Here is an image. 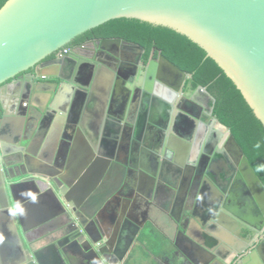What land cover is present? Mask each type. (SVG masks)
I'll return each mask as SVG.
<instances>
[{
	"label": "water",
	"instance_id": "1",
	"mask_svg": "<svg viewBox=\"0 0 264 264\" xmlns=\"http://www.w3.org/2000/svg\"><path fill=\"white\" fill-rule=\"evenodd\" d=\"M119 18L138 19L155 26L170 28L199 45L206 51L207 57L215 60L233 81L255 116L264 125V0H8L0 9V85L35 67L78 36ZM100 43V49L109 52L111 46L120 44L122 41L104 39ZM137 47L144 51V48ZM63 54L70 56V53ZM71 58L74 57L71 55ZM57 62L58 65H65L63 59ZM148 65L144 91L151 95V102H146L145 106V109L149 111L150 124L157 123V119L164 116L166 121L170 122L174 112L171 133H176L174 128L178 125V116L185 117L193 124V131L201 136L200 147L203 153L209 155L206 163L199 164L204 175V187L227 202L232 197L236 198L234 193L241 194L249 200L252 213H255L257 217L263 214L264 218V184L230 129L214 117V107H211L207 113L199 109L200 117L188 113L189 110L184 105L194 101L180 96V87L189 75L163 56H160L158 61L151 60ZM163 66L167 68L166 72L178 76L179 81L174 82V79L169 81L158 76V70L159 73L165 72L164 69H159ZM189 77L193 82V78ZM103 81L96 79L93 86L86 89L89 98L83 102L85 104L82 107L83 116L78 125V132L85 133L86 141L91 148V156L82 162L77 172L72 173L69 168L66 171L60 168L54 174L44 178L42 174L26 170L28 163L25 160L28 154L26 149H29L32 143L28 139L23 140L20 143V149L13 154L16 156V162L11 163L9 167L6 164L9 178H7V184L3 185V189L7 188L8 193L5 191V194L7 193L10 197L11 209L18 218L20 231L25 234V240H27L26 233L32 230L44 233L41 235L44 246L39 250L32 249L31 243L28 240L25 241L28 245V258L22 264H71L68 259L69 248L74 243L82 249L84 256L91 253L96 256L94 264H99L103 255L105 260L100 264H111L108 256L110 258L117 253L99 249L98 241L91 239L92 243L89 242L90 237L86 226L99 221V214L111 203L110 200L114 198L117 191L121 190L123 196H120L125 199L132 200L130 196L133 193L145 202V205L152 204L151 196L144 194L140 186L133 188L127 184V169L132 170L133 167L129 164L122 166L113 141L107 138L102 139L101 131L104 126L107 132L112 131V126H107L109 121L105 122L108 103L107 100L97 101L92 96L99 90L98 88L102 89L100 86L104 85ZM22 86V83H12L8 91L18 99L21 96ZM69 88L73 87L69 86ZM54 90L53 93H55ZM3 91H6L5 88L0 89V102H2ZM197 91L208 96L212 105H215V99L204 87L198 86ZM64 92L66 90L61 88L54 100L51 93L49 100L53 101L45 102V106L50 107L49 112L52 114L65 113V109L61 108L58 112L51 110L57 108L58 103L61 104L58 100L65 98ZM93 102L101 103L95 105ZM11 103L23 107L24 103L28 102ZM34 107L41 116L46 112V109L39 106ZM88 111L89 114H87ZM28 112L33 114L34 111ZM89 116L95 118L94 123H91L92 127L91 125L87 127L84 122ZM198 118L201 120L198 121ZM205 122L211 127L207 129ZM173 138L170 137L166 147L174 153L176 148L171 144ZM60 153L59 151L58 154ZM0 155L6 158L7 153L3 149ZM33 157L44 165L51 166L52 160L43 158L41 155ZM58 158L64 159L61 154ZM196 159L197 157L189 159L191 167L197 164ZM4 162L6 163L5 160ZM98 165L104 170L109 166L122 168L123 173L119 177L117 188L106 190L104 184H100L103 176L93 172ZM2 167L0 166V169ZM195 169L191 168L194 174ZM140 170L141 174L146 173V177L151 179L152 172L148 166L142 165ZM167 185L171 189L175 188V185H169V183ZM27 187L30 188L27 189ZM25 191H30L28 197L25 200H18V193L23 194L26 193ZM30 210L34 211L32 218L26 213ZM188 214L194 217L192 212ZM31 219L37 220L36 224L31 226L29 224ZM138 226L134 236L130 237V241L139 240L141 234L147 236L143 233L144 224ZM178 229L181 232L184 231V227L179 226ZM206 230L203 232L201 243L196 247L202 252L211 253L214 251L210 249L214 246L211 245L214 237H207ZM150 238L151 235H149ZM86 242L95 246L89 248ZM157 244L162 246L159 242ZM8 247L4 246L5 249L0 252L3 257L8 256ZM164 248L168 247L164 246ZM244 252L245 250L237 251V255H243ZM255 253L257 252L253 253L249 264H264L260 257L255 256ZM123 256L120 258L121 262L125 259ZM176 260V264H187V261L178 255ZM248 260L245 258L243 261L248 264ZM6 263L4 258L0 261V264Z\"/></svg>",
	"mask_w": 264,
	"mask_h": 264
},
{
	"label": "flooded vegetation",
	"instance_id": "2",
	"mask_svg": "<svg viewBox=\"0 0 264 264\" xmlns=\"http://www.w3.org/2000/svg\"><path fill=\"white\" fill-rule=\"evenodd\" d=\"M104 39H120L122 43L114 44L107 52L100 49V41ZM137 46L140 45L121 38H93L81 43H70L48 56L35 67L0 85V89L5 88L6 90L2 92V102H0V120L2 121H0V152L2 153L4 149L7 153L6 158L0 155V166H3L0 169V248H2L0 252L5 249L4 246H9L8 256L3 257L0 253V261H3L4 258L6 264L26 262L28 245L25 241L27 240L34 250H39L44 246L41 240V235L44 233L38 230L27 232V240H25V234L20 231L18 218L14 210L11 209V200L7 194V188L3 189V185L7 184V178H9L7 165L9 167L11 163H15L17 160L13 154L20 149V143L28 139L32 143L29 149H26L28 150L25 158L28 162L26 170L42 174L45 178L60 168L65 169V171L70 169L69 161L72 153L74 154L76 150L75 143L79 140L76 133H78V125L83 116L82 107L85 104L83 102L89 98L86 89L93 86L96 79H101L104 80V85L100 86L102 89L98 88L99 90L94 92L92 97L97 101L103 100L104 102L107 100L105 122L109 121L107 126H112V131L108 132L105 130V126L102 128V139L107 138L113 141L114 147L118 151L119 163L122 166L129 164L133 167L132 170L128 167L126 172V181L129 186L133 188L140 186V190L144 194L151 187V195L149 196L152 198V204L145 205V202L133 193L131 196L129 195L132 200L125 199L122 197L121 190L117 191V195L115 194L114 198L110 200L111 203L104 207L102 213L99 214L98 223L86 226L90 237L89 242L98 241L99 249L117 253L110 258L108 256V261L111 264H176L177 255L184 259L185 256L170 240H168L169 243L161 239L158 240L157 235L152 232L149 242L142 241V236L139 240L130 241V237L134 236L138 225L144 224L147 217L151 223H155L154 218H150V214L157 212L155 202L162 198H169L177 210L175 216L178 218L176 220L178 227L185 228L186 225L190 224L192 216L188 213L191 214L192 212L195 217H200L201 225L208 228L205 229L207 237H214V240L211 241V245L214 246L210 248L214 250L213 252L195 251L194 256L198 258L200 264H245L243 261L245 258L249 259L247 261L249 264L254 252H257L255 256L260 257L264 262L263 214L259 217L255 213L253 214L249 208V200L239 193H234L237 200L232 197L227 202L204 187V175L199 164L206 163L209 155L203 153V149L200 147L202 144L201 136L193 131V124L187 121L185 117L178 116V125L174 128L176 133H171L174 112H172L170 122H167L164 116L158 118L157 123L150 124L149 111L145 109V106L147 105L146 102H151V95L144 91L148 76V64L151 60L158 61L162 55L156 56V49H152L146 59L145 49L141 51ZM64 52L70 53V56H64ZM71 55L74 57L73 59ZM62 59L65 61L64 66L57 64V60ZM159 69H164L165 72L159 73L158 70V76L169 81L173 79L174 82L179 81L178 76L166 72V67L163 66ZM189 76L180 87V96L194 101L188 102L184 107L188 108V113L200 117L199 109L207 113L214 106L208 96L197 91L198 86H194ZM12 83H22L23 85L21 96L18 99L8 91ZM69 86L73 88L70 89ZM61 88L66 90L64 92L65 98L58 101L73 102L72 108L65 111L67 113L66 118L63 117L65 113L62 112V115L58 113L60 117L57 118V114H52L49 112L50 107L45 106V102L54 100ZM51 93H53V100L50 101ZM22 99L24 100L22 101ZM20 101L28 103H24L23 107L11 103ZM124 102H132V105L129 106ZM34 106L46 109V114L41 116ZM28 108L34 111L33 114L28 112L30 110L27 111ZM59 108L64 109L58 103L57 108L51 110L58 112ZM26 112H28L27 115ZM72 117L73 119H71ZM74 117L75 119L80 117V119L75 120L73 124L71 121L74 120ZM200 120L201 118H198V121ZM205 126L207 129L211 127L206 122ZM171 136L174 137L171 144L176 148L174 153L166 147ZM85 139L86 137L83 140L86 141L87 139ZM85 149L87 156L85 155L82 162L91 156V148L87 142ZM59 151L64 159L58 158ZM34 155H41L43 158L52 160L51 166L44 165L33 157ZM194 157H197V164L191 167L192 165L188 161ZM142 165L148 166L152 172L151 179L146 177V173L142 172L143 174H141ZM73 167L70 171L72 173L77 172L78 168L75 165ZM191 168H196L195 174ZM122 171V168H113V166L104 170L99 165L95 166L93 170V172L103 176L100 184H104L106 190L117 188ZM93 177L92 179H94ZM167 183L175 185V188L171 189ZM29 194L30 191L23 194L18 193L17 199L25 200ZM32 212L34 211L26 212L30 218L33 216ZM35 212L37 213V211ZM36 221L31 219L29 224L32 226L36 224ZM147 236L149 238V235ZM147 236L144 237L147 238ZM156 241L162 246H159ZM148 243L153 244L154 247L148 248ZM163 245L168 248H164ZM86 246L90 248L95 245L86 242ZM154 248L159 250L162 257L153 253ZM69 249L68 259L71 264H94L96 261V256L92 253L86 255L87 259H85L86 256L76 243L70 245ZM244 250L243 255H237V251ZM138 253H143L144 256L148 253L153 259H147L146 256L141 258ZM103 256H101L100 263L105 260ZM122 256L125 258L123 262L120 260ZM194 256L191 258L195 260L196 257ZM198 261L195 260V262Z\"/></svg>",
	"mask_w": 264,
	"mask_h": 264
},
{
	"label": "trees",
	"instance_id": "3",
	"mask_svg": "<svg viewBox=\"0 0 264 264\" xmlns=\"http://www.w3.org/2000/svg\"><path fill=\"white\" fill-rule=\"evenodd\" d=\"M8 0H0V9ZM121 38L139 44L147 59L152 49L193 78L215 99L213 115L230 129L250 164L264 184V125L255 116L241 91L199 45L167 27L131 18L111 20L77 38Z\"/></svg>",
	"mask_w": 264,
	"mask_h": 264
},
{
	"label": "crops",
	"instance_id": "4",
	"mask_svg": "<svg viewBox=\"0 0 264 264\" xmlns=\"http://www.w3.org/2000/svg\"><path fill=\"white\" fill-rule=\"evenodd\" d=\"M95 105L100 104L101 102H93ZM127 105L131 106L132 102H124ZM62 107L65 109V111L70 110L73 106V102H61ZM87 114H89V111L87 112ZM57 118H59L60 116L57 114L56 115ZM63 117H67V113L65 112V114L63 115ZM94 117V116H93ZM92 116H89L84 122L85 125L87 127H90L91 123H94V119ZM73 119V117L71 118ZM80 119V117H78L77 119L71 121V123H75V120L78 121ZM56 120V119H55ZM64 122V121H63ZM61 122V123H63ZM72 124V126H73ZM77 138L79 139L75 144V151L74 154L72 153V157L70 158L69 164H70V169L71 167H73V165H75L77 168L78 166L82 163V160L85 159V155H86V142L83 139L86 137L85 133L83 132V134L80 132L76 133ZM82 138V139H81ZM86 140V139H85ZM87 156V155H86ZM150 188H148V192L146 194L151 195L150 193ZM153 197V196H152ZM154 199V198H153ZM163 199V200H162ZM161 200H158L157 202H155L157 205V212H154L152 215L150 214V218L153 219L154 218V222L155 223H151V221H149L148 217L145 219L144 222V232L147 235H150V233L154 232L157 235L158 240H164L167 241L170 240L172 242V244H174L176 247H178V249L183 252V255L185 256V259L187 260V264H200L198 261V258L196 256H194L195 251H197V247L201 241H202V235L203 232H205V230L203 229L204 227L201 225L200 223V217H192L190 219V224L186 225V227L184 228V231H180L178 229V224L176 222V220L178 219L175 215H177V210H175L174 208V203L172 200H170L169 198H162ZM156 201V200H155ZM158 215V216H157ZM179 215V214H178ZM157 218V219H156ZM158 222V223H157ZM155 224V225H153ZM158 228H157V226ZM177 226V227H176ZM215 234V233H214ZM142 236V241H147L149 242V238L147 236V238L144 237V235H140ZM169 243V241H168ZM148 248L152 249L154 247L153 244L148 243ZM152 247V248H151ZM154 254L156 255H160L161 253L159 252V250H157L156 248H154V250H152ZM147 257V259H153L152 256L148 253H146L145 255ZM196 257L195 260L197 259L198 262H195L194 258L191 257ZM162 257V256H161Z\"/></svg>",
	"mask_w": 264,
	"mask_h": 264
},
{
	"label": "rangeland",
	"instance_id": "5",
	"mask_svg": "<svg viewBox=\"0 0 264 264\" xmlns=\"http://www.w3.org/2000/svg\"><path fill=\"white\" fill-rule=\"evenodd\" d=\"M139 257L144 258L145 256L143 255V253H138ZM142 260V259H141Z\"/></svg>",
	"mask_w": 264,
	"mask_h": 264
},
{
	"label": "bare ground",
	"instance_id": "6",
	"mask_svg": "<svg viewBox=\"0 0 264 264\" xmlns=\"http://www.w3.org/2000/svg\"><path fill=\"white\" fill-rule=\"evenodd\" d=\"M104 98V97H103Z\"/></svg>",
	"mask_w": 264,
	"mask_h": 264
}]
</instances>
